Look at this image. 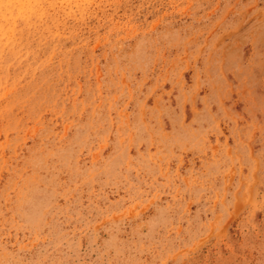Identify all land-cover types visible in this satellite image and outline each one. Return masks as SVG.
I'll list each match as a JSON object with an SVG mask.
<instances>
[{"label":"rangeland","instance_id":"1","mask_svg":"<svg viewBox=\"0 0 264 264\" xmlns=\"http://www.w3.org/2000/svg\"><path fill=\"white\" fill-rule=\"evenodd\" d=\"M0 264H264V0H0Z\"/></svg>","mask_w":264,"mask_h":264}]
</instances>
